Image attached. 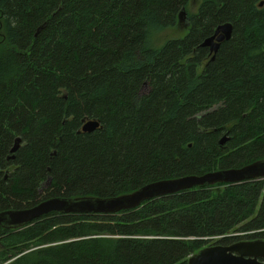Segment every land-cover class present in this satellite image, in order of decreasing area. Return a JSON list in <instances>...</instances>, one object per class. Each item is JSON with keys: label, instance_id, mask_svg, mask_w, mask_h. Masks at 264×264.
<instances>
[{"label": "trees", "instance_id": "1", "mask_svg": "<svg viewBox=\"0 0 264 264\" xmlns=\"http://www.w3.org/2000/svg\"><path fill=\"white\" fill-rule=\"evenodd\" d=\"M189 1L0 0V212L264 159V0H202L184 38L154 46ZM226 23L213 59L202 43ZM85 120L101 128L82 133ZM251 240L264 180L0 227V264H188Z\"/></svg>", "mask_w": 264, "mask_h": 264}, {"label": "water", "instance_id": "2", "mask_svg": "<svg viewBox=\"0 0 264 264\" xmlns=\"http://www.w3.org/2000/svg\"><path fill=\"white\" fill-rule=\"evenodd\" d=\"M263 6V3L260 4ZM189 28L185 8L178 17V25ZM233 25H220L215 33L207 38L202 47H209L217 54L220 45L231 39ZM101 128L97 120H85L80 132L92 133ZM229 136H224L220 145H225ZM21 138H17L12 153L20 148ZM264 180V159L255 161L242 168L217 170L201 176L192 175L149 183L140 189L111 198L83 197L46 199L35 206L22 210L0 212V227L6 230L22 229L42 217L58 214L75 215H113L140 208L146 201L179 194L198 186L237 185L248 181ZM188 264H264V240L240 241L231 245H213L200 250L189 258Z\"/></svg>", "mask_w": 264, "mask_h": 264}, {"label": "rangeland", "instance_id": "3", "mask_svg": "<svg viewBox=\"0 0 264 264\" xmlns=\"http://www.w3.org/2000/svg\"><path fill=\"white\" fill-rule=\"evenodd\" d=\"M201 2L202 0H190L186 7V12L188 15L196 14ZM187 33L188 28L184 25V23H182L181 25H176L175 27L154 33L152 36V43L154 46L159 47L169 40L184 38Z\"/></svg>", "mask_w": 264, "mask_h": 264}]
</instances>
